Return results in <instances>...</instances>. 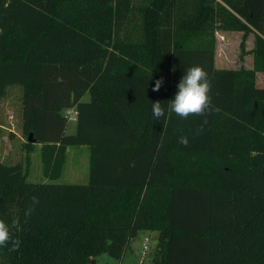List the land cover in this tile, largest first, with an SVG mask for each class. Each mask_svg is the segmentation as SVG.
<instances>
[{"label":"trees","instance_id":"obj_1","mask_svg":"<svg viewBox=\"0 0 264 264\" xmlns=\"http://www.w3.org/2000/svg\"><path fill=\"white\" fill-rule=\"evenodd\" d=\"M217 32L242 33L239 60L250 54L252 69L215 67ZM192 66L208 73L213 110L182 119L166 103ZM257 72L264 0H0V100L21 89L24 147L40 146L48 181L0 163V220L20 241L0 248V264L121 262L139 232L158 234L151 264H264ZM70 147L89 150L85 184L57 182Z\"/></svg>","mask_w":264,"mask_h":264},{"label":"rangeland","instance_id":"obj_2","mask_svg":"<svg viewBox=\"0 0 264 264\" xmlns=\"http://www.w3.org/2000/svg\"><path fill=\"white\" fill-rule=\"evenodd\" d=\"M234 33L238 35V32H217L215 34V61L218 68L233 69L238 66L241 40ZM248 57L246 56V58ZM256 85L259 87L264 86L263 72L256 73ZM21 96V89L12 86L7 89L6 95L0 100V163L6 165L21 163L27 173L28 182H48L43 176L40 147L34 145L30 154L26 153L24 147L26 137L22 135ZM88 101L89 96L86 94L82 98V102ZM63 115L68 120L65 134H74L76 128L75 110H66ZM88 156V148H69L66 152V162L58 183L85 184L88 178ZM145 234L146 232L138 233L137 237L130 243V247L121 262L104 253L98 255L92 261L94 264H151L158 242L157 238L155 239L152 236L148 241H144Z\"/></svg>","mask_w":264,"mask_h":264},{"label":"clouds","instance_id":"obj_3","mask_svg":"<svg viewBox=\"0 0 264 264\" xmlns=\"http://www.w3.org/2000/svg\"><path fill=\"white\" fill-rule=\"evenodd\" d=\"M163 78L155 82L153 91H159ZM211 92V82L208 73L200 66H192L185 70V74L180 79L177 85V92L174 98L166 103L167 112L174 113L182 119H187L189 116H207L212 113V100L209 95ZM152 115L155 120L159 121L165 117V104L159 101L151 103ZM179 144L187 147L188 138L181 136L178 141ZM39 203L37 197L32 198V207L25 211V216H30L35 210V205ZM8 248L10 252L19 250L20 241L14 239L8 225L0 220V248Z\"/></svg>","mask_w":264,"mask_h":264},{"label":"crops","instance_id":"obj_4","mask_svg":"<svg viewBox=\"0 0 264 264\" xmlns=\"http://www.w3.org/2000/svg\"><path fill=\"white\" fill-rule=\"evenodd\" d=\"M234 34H236V36L238 37V38H240V40H241V37H242V33H238V35H237V33H234ZM253 40H254V36H253V34H249L247 37H246V41H245V45H244V51L245 52H249L252 48H253ZM246 56H249L248 58H246ZM216 60V59H215ZM238 60H239V58H238ZM252 64H253V59H252V56L250 55V54H247V55H244L243 56V61H239L238 62V66L236 67V68H233V69H240L241 68V66L244 68V69H247V70H250V69H252ZM215 67L217 68V69H232V68H223V67H220V68H218L217 66H216V61H215ZM257 86V85H256ZM257 87H259V86H257ZM259 88H261V87H259ZM75 127H76V125H75ZM76 129V128H75ZM40 147V146H39ZM70 148H72V147H70ZM81 148V147H80ZM83 148H86V147H83ZM69 148H67V150H68ZM67 152V151H66ZM87 163H88V161H87ZM88 172V171H87ZM60 179V178H59ZM58 179V180H59ZM58 180H57V182H58ZM151 234V235H150ZM155 237V239L156 238H158V234L156 233H150V232H146V234L144 235V241H148L149 240V238L150 237ZM145 249H146V247H145ZM142 254H144V253H142Z\"/></svg>","mask_w":264,"mask_h":264},{"label":"water","instance_id":"obj_5","mask_svg":"<svg viewBox=\"0 0 264 264\" xmlns=\"http://www.w3.org/2000/svg\"><path fill=\"white\" fill-rule=\"evenodd\" d=\"M31 137H32L31 134H29V136H28V138H27V141L30 142V143H32V141H33V140L31 139ZM90 264H94V262L91 261Z\"/></svg>","mask_w":264,"mask_h":264}]
</instances>
